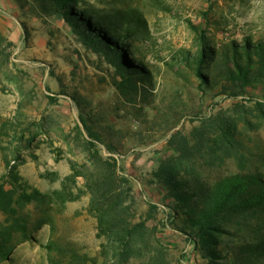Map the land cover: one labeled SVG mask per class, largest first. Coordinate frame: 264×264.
<instances>
[{"label": "rangeland", "instance_id": "rangeland-1", "mask_svg": "<svg viewBox=\"0 0 264 264\" xmlns=\"http://www.w3.org/2000/svg\"><path fill=\"white\" fill-rule=\"evenodd\" d=\"M88 1L135 9L146 19L150 34L138 45L154 71L148 97L130 100L119 94L112 85L113 68L84 46L68 24L54 17L43 21L30 13L23 15L13 0H0V175L6 169L5 156L15 162L13 156L19 155L20 172L32 185L42 191L61 186V178L71 170L69 159L85 158L82 138L87 133L73 98L77 96L105 139L106 144L98 143V148L106 156L117 157L122 173L131 177L137 216L148 210L150 201L162 205L148 178L162 160L178 155L171 141L189 136L219 112L239 118L240 144L233 156L221 155L212 163L203 147L193 155L197 169L209 180L241 171L264 177V114L257 104H264V91L237 98L202 95L191 67L179 61L198 54L203 44L221 47L234 39L242 42L243 32L264 38V0ZM48 94H55L57 101L51 103ZM52 172L60 178L49 177ZM88 202L89 196L84 195L68 202L64 210H54L55 225H44L30 240L20 242L16 235L9 258L0 257V264H71L68 245L81 254L99 255L103 240L97 236ZM26 211L32 222L40 215L33 206ZM5 221L0 216V226ZM249 222L243 235L251 238L258 219ZM150 223L158 226L173 264L200 260L194 245L168 224L163 206ZM52 241L56 247L50 252L47 244ZM106 264L146 263L139 258L120 263L111 256Z\"/></svg>", "mask_w": 264, "mask_h": 264}, {"label": "trees", "instance_id": "trees-1", "mask_svg": "<svg viewBox=\"0 0 264 264\" xmlns=\"http://www.w3.org/2000/svg\"><path fill=\"white\" fill-rule=\"evenodd\" d=\"M13 1L23 15L30 13L43 21L54 17L68 24L84 46L107 60L114 70L112 85L126 99L148 97L154 71L138 43L150 32L137 10L98 6L88 0ZM179 61L191 67L202 95L237 98L264 91V38H255L251 32H243L242 42L234 39L221 47L203 44L198 54ZM105 79L102 76L100 81ZM54 95L48 94L51 103L57 101ZM73 98L81 109L80 122L87 133L82 138L85 158L69 159L71 170L61 178L59 188L40 190L21 174L19 155L13 156L15 162L5 156L6 169L0 175V216L6 220L0 226L2 259L9 258L17 243L16 235L21 237L20 242L32 239L34 231L46 224L55 225L54 210H64L68 202L88 195L87 210L96 220L102 248L99 255L91 256L66 246L71 264H106L111 256L120 263L139 258L146 264H173L158 226L150 223L161 206L168 224L194 245L200 257L196 264H264V177L241 171L209 180L197 169L193 158L203 147L208 163L221 155L233 156L242 133L238 117L219 112L195 127L189 136L172 140L178 155L162 160L148 178L162 205L150 201L148 210L137 216L131 177L122 173L117 157L106 156L98 148V143H106L97 121L80 98ZM257 104L264 114L263 102ZM79 133L83 134L81 129ZM48 175L53 180L60 178L55 172ZM29 206L40 212L33 222L26 211ZM255 218L256 231L248 238L243 235L250 226L246 222ZM54 246L53 241L47 244L50 252Z\"/></svg>", "mask_w": 264, "mask_h": 264}]
</instances>
